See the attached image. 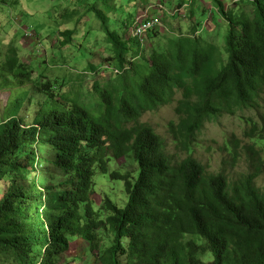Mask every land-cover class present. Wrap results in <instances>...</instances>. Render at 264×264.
<instances>
[{"label":"trees","instance_id":"1","mask_svg":"<svg viewBox=\"0 0 264 264\" xmlns=\"http://www.w3.org/2000/svg\"><path fill=\"white\" fill-rule=\"evenodd\" d=\"M212 1L226 22L222 49L192 34L147 54L140 39L124 38L106 12L92 6L114 51L106 61L120 73L116 83L94 85L99 99L93 109L66 96L61 101L52 82L35 81L17 48L8 46L0 59V88L10 89L0 122V183L9 180L0 198V264H59L79 238L100 264H203L199 257L207 253L211 264H264V193L255 185L262 165L230 181L223 171L207 173L192 154L206 120L256 108L261 100L264 105V0L236 1L233 9ZM189 5L195 14L193 1ZM74 33L59 30L61 44H70ZM134 51L140 60L127 59ZM35 85L46 101L25 124L19 111ZM176 89L183 95L170 129L187 151L183 158L170 155L156 129L140 120L169 103ZM246 122L247 153L255 147L264 153V130ZM39 147L50 148L51 158H40ZM230 147L233 158V142ZM129 153L135 175L110 170L112 157ZM41 162L58 171L57 186L41 187L31 177ZM97 172L123 182L124 205L106 196L93 206ZM101 229L109 236L105 245Z\"/></svg>","mask_w":264,"mask_h":264},{"label":"rangeland","instance_id":"2","mask_svg":"<svg viewBox=\"0 0 264 264\" xmlns=\"http://www.w3.org/2000/svg\"><path fill=\"white\" fill-rule=\"evenodd\" d=\"M0 0V59L6 53L8 46L14 45L19 58L31 70L35 81H50L53 91L62 97L76 99L93 109L98 105L97 83L104 86L110 82L116 83L120 73L116 72L115 62L109 64L106 58L113 55L112 45L107 42L100 22L91 10L92 6L103 9L109 25L116 29L124 38L132 37L134 20L142 12H148L149 18L157 17L159 23L152 31H148L140 47L143 54L151 49L163 50L171 46L172 40L181 36L198 35L206 41L214 42L222 49L226 22L221 18L212 0H191L195 14L189 12L190 0ZM226 8L233 9L236 1L224 0ZM243 4L241 3V6ZM202 8L208 11H203ZM248 10V9H247ZM205 12V13H204ZM199 24V25H198ZM126 27V28H125ZM74 29L73 41L62 45L59 30ZM32 32L27 36V31ZM128 34V35H127ZM133 38V37H132ZM60 40V41H59ZM133 40H136L133 38ZM138 41V40H137ZM128 42V41H127ZM137 46V43L131 41ZM92 52V54H91ZM134 52H128V60H140ZM137 56V55H136ZM225 57V55H223ZM93 68H92V67ZM95 69V70H94ZM101 71V72H100ZM172 100L157 109L147 111L140 117L141 121L150 123L166 143L170 155L183 158L187 155L182 145L177 144L170 127L177 123L176 107L183 92L175 90ZM10 89L0 88V122L7 116V103ZM18 92L10 98L12 105ZM46 94L34 86L29 95L23 100L19 118L25 124H31ZM13 100V102H12ZM251 119L254 131L264 130L263 101L253 109L236 110L224 113L213 120H206L202 128L196 132L192 144V154L202 164L206 172L223 171L231 180L241 179L253 171L255 165H262V170L255 180V185L264 193V153L258 152V147L248 154L251 139L246 135L249 130L246 120ZM233 142L235 157L230 155L229 144ZM50 148L39 147V157L50 159ZM258 149V150H257ZM23 152V151H22ZM110 170L129 171L132 175L137 172V164L132 154L113 158ZM42 167L31 177L41 187L57 186L60 181L59 173L51 165L41 162ZM93 206L97 208L102 199L109 196L118 205H124L126 195L121 180H113L108 174L97 172L94 176ZM9 180L0 183V198L5 193ZM102 245L109 243L106 229L98 232ZM89 242L77 239L72 242L70 250L60 257L59 264H100L89 251ZM203 264H211L210 255H200Z\"/></svg>","mask_w":264,"mask_h":264},{"label":"built area","instance_id":"3","mask_svg":"<svg viewBox=\"0 0 264 264\" xmlns=\"http://www.w3.org/2000/svg\"><path fill=\"white\" fill-rule=\"evenodd\" d=\"M159 23L157 17L149 18L148 12L138 14L134 20L132 37L142 40L143 36L150 30L154 29Z\"/></svg>","mask_w":264,"mask_h":264},{"label":"crops","instance_id":"4","mask_svg":"<svg viewBox=\"0 0 264 264\" xmlns=\"http://www.w3.org/2000/svg\"><path fill=\"white\" fill-rule=\"evenodd\" d=\"M91 54H92V52H91Z\"/></svg>","mask_w":264,"mask_h":264}]
</instances>
